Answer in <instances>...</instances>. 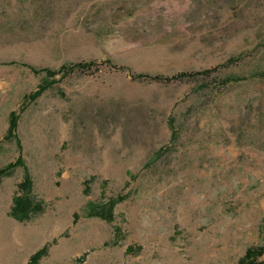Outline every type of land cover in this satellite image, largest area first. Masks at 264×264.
Masks as SVG:
<instances>
[{
	"label": "rangeland",
	"instance_id": "obj_1",
	"mask_svg": "<svg viewBox=\"0 0 264 264\" xmlns=\"http://www.w3.org/2000/svg\"><path fill=\"white\" fill-rule=\"evenodd\" d=\"M20 157L0 264H240L264 247V0H0V171Z\"/></svg>",
	"mask_w": 264,
	"mask_h": 264
},
{
	"label": "trees",
	"instance_id": "obj_2",
	"mask_svg": "<svg viewBox=\"0 0 264 264\" xmlns=\"http://www.w3.org/2000/svg\"><path fill=\"white\" fill-rule=\"evenodd\" d=\"M95 63L94 62H89V63H82V64H77V65H73V66H65L63 67L59 73H63V75L69 74L71 73L73 70L76 69H80V70H86L89 69L90 67L94 66ZM48 76L50 77H55L56 73L53 71H47ZM189 77L187 74H180L177 77H173L172 79H162L161 77H153V78H149L143 75H139L136 76L137 79H150L151 81L154 82H163V81H171L173 79H183ZM46 89L45 86H41L39 87V89L31 94L29 96L30 99H36L39 95L42 94V92ZM16 117L13 115L11 118V125H10V129H9V134H11L15 128H16ZM22 163V158L20 157L15 164H11L9 165L7 168H5V170L0 171V176L4 175V173L11 171L13 169H15V167L19 166ZM26 181L23 185H26L29 181L28 176H26ZM22 187V186H21ZM22 191H24L25 195H23L22 197L18 198L15 202L16 206L14 208V214H16V216H19V214H22L24 216L22 217H28L27 215L30 212L31 209V204L30 201L27 198V191L24 187H22L21 189ZM119 202L121 201L120 199L118 200ZM118 201H110L109 204H107L106 206H104L103 208H101L99 210V212L95 213V215H97L98 217H102L103 215H105L104 217H107L108 219L112 218V213L114 211V207L116 206ZM264 255V247L261 248H256V249H249L247 251L246 256L240 261V264H264V261H259V258L262 257ZM35 258L33 257V260Z\"/></svg>",
	"mask_w": 264,
	"mask_h": 264
}]
</instances>
